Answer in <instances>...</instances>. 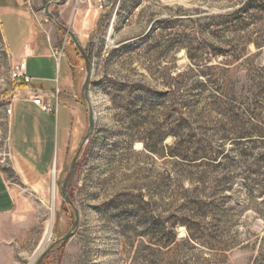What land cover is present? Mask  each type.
<instances>
[{
    "label": "rangeland",
    "instance_id": "374dc122",
    "mask_svg": "<svg viewBox=\"0 0 264 264\" xmlns=\"http://www.w3.org/2000/svg\"><path fill=\"white\" fill-rule=\"evenodd\" d=\"M263 5L102 0L79 42L94 129L67 185L79 223L64 244L74 215L60 185L88 127L85 65L55 25L81 122L31 188L12 165L6 109L17 83L0 18V168L15 201L0 215V264H35L51 246L41 264H264Z\"/></svg>",
    "mask_w": 264,
    "mask_h": 264
},
{
    "label": "crops",
    "instance_id": "0c3cea01",
    "mask_svg": "<svg viewBox=\"0 0 264 264\" xmlns=\"http://www.w3.org/2000/svg\"><path fill=\"white\" fill-rule=\"evenodd\" d=\"M54 1L57 0H0V18L6 19L9 29L5 37L2 31L6 49L13 64L25 61L26 76L31 79L29 85L15 89L9 104L12 165L17 175L35 189L61 162L81 122V108L75 101L78 76L71 70L67 45H59L61 37L55 24L45 15V8ZM94 2L66 0L62 5H51L49 12L81 42L96 25L98 9ZM62 48L64 71L61 63L57 67L53 58V53ZM35 98L51 108L56 107V113L41 111L33 103ZM58 145L62 148L59 159L56 157ZM14 208L15 201L0 168V215Z\"/></svg>",
    "mask_w": 264,
    "mask_h": 264
},
{
    "label": "water",
    "instance_id": "95a60500",
    "mask_svg": "<svg viewBox=\"0 0 264 264\" xmlns=\"http://www.w3.org/2000/svg\"><path fill=\"white\" fill-rule=\"evenodd\" d=\"M66 2V0H57L54 1L53 3H50L47 5V7L45 8V15L46 17L51 20L57 27H59L67 36L70 37V39L72 40L74 46L76 47L78 53L80 54V56L83 59L84 65H85V78H84V82L82 84L81 87V91H80V96L81 98L85 101V103L87 104L88 107V127H87V131L84 135V138L77 150V152L75 153L68 171L64 177V179L61 182L60 185V194L62 196V199L64 201V203L71 208L73 215H74V219H73V223L72 226L70 228V230L68 231V233L66 235H64L61 239H59L57 241V244H64L76 231L77 227H78V223H79V217H78V211L74 205V203L72 202V200L69 198L68 194H67V185L68 182L76 168V165L78 163L79 157L81 155V152L85 146V144L89 141L93 129H94V116H93V110L89 101V97H88V89H89V85L91 82V77H92V64L89 58V55L87 54V52L81 47V45L79 44V42L77 41L76 37L73 35V33L71 31H69V29L65 26H63L62 24H60L55 17L49 12V7L51 5H55V6H59L62 5ZM52 251V246L49 247L41 256L40 258L37 260V262L35 264H41L45 257Z\"/></svg>",
    "mask_w": 264,
    "mask_h": 264
},
{
    "label": "built area",
    "instance_id": "2783aa9c",
    "mask_svg": "<svg viewBox=\"0 0 264 264\" xmlns=\"http://www.w3.org/2000/svg\"><path fill=\"white\" fill-rule=\"evenodd\" d=\"M96 2H97L98 10H102L103 9L102 0H96ZM63 56H64L63 48L53 53V58L55 60L57 67H59ZM10 74H11L12 81L17 83V85H19V84L29 85L31 83V79L26 76V63H25V61H19V62L13 64ZM57 94H58V92H56V95ZM55 101L57 102L56 97H55ZM33 103L37 107H39L41 109V111H43L45 113H48V114H55L56 113V107L51 108L49 105L43 103L40 98H35L33 100ZM6 114L8 116L11 115V107L10 106L7 107Z\"/></svg>",
    "mask_w": 264,
    "mask_h": 264
},
{
    "label": "trees",
    "instance_id": "16d2710c",
    "mask_svg": "<svg viewBox=\"0 0 264 264\" xmlns=\"http://www.w3.org/2000/svg\"><path fill=\"white\" fill-rule=\"evenodd\" d=\"M252 1H254V0H251V2H252ZM262 7H264V5H263ZM18 86H24V85H21V84H19V85H16V88H17ZM68 187H69V185H68ZM68 187H67V188H68ZM67 194H68L69 198H71V195H70V193H69V192H67Z\"/></svg>",
    "mask_w": 264,
    "mask_h": 264
},
{
    "label": "bare ground",
    "instance_id": "6f19581e",
    "mask_svg": "<svg viewBox=\"0 0 264 264\" xmlns=\"http://www.w3.org/2000/svg\"><path fill=\"white\" fill-rule=\"evenodd\" d=\"M47 233L49 234V232H47ZM48 234H47V235H48Z\"/></svg>",
    "mask_w": 264,
    "mask_h": 264
}]
</instances>
